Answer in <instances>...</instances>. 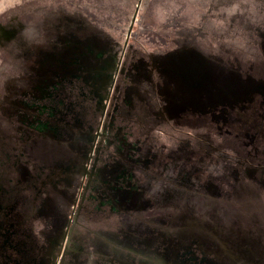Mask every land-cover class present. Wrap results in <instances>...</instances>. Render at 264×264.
Instances as JSON below:
<instances>
[{
	"label": "rangeland",
	"instance_id": "rangeland-1",
	"mask_svg": "<svg viewBox=\"0 0 264 264\" xmlns=\"http://www.w3.org/2000/svg\"><path fill=\"white\" fill-rule=\"evenodd\" d=\"M11 242L264 264V0H0V264Z\"/></svg>",
	"mask_w": 264,
	"mask_h": 264
},
{
	"label": "flooded vegetation",
	"instance_id": "flooded-vegetation-1",
	"mask_svg": "<svg viewBox=\"0 0 264 264\" xmlns=\"http://www.w3.org/2000/svg\"><path fill=\"white\" fill-rule=\"evenodd\" d=\"M20 242H22V240L20 241ZM4 245V244H3ZM2 245V246H3ZM11 248H13V250H14V255H16V256H14V257H16L13 261H14V264H18V262L20 261V259L21 260H23L24 262L26 261V258L24 257V258H20L21 257V255H22V253H20L19 251H20V248H18L19 246L17 245V244H15V243H13V242H11V244L9 245ZM3 250H4V248H2ZM12 253H10V255H11ZM12 260H11V258H9V263L11 262ZM186 264H218L217 262H214L212 259H210V258H206V257H197V256H192L191 258H190V260H188L187 262H186Z\"/></svg>",
	"mask_w": 264,
	"mask_h": 264
}]
</instances>
